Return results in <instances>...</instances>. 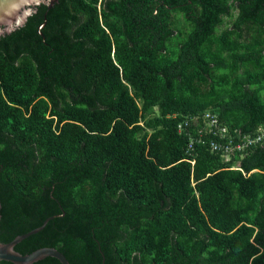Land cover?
I'll list each match as a JSON object with an SVG mask.
<instances>
[{
    "label": "trees",
    "instance_id": "obj_1",
    "mask_svg": "<svg viewBox=\"0 0 264 264\" xmlns=\"http://www.w3.org/2000/svg\"><path fill=\"white\" fill-rule=\"evenodd\" d=\"M204 111L264 130V0L36 6L0 35V241L62 212L15 250L264 264V140L229 161L197 143L191 165L177 123Z\"/></svg>",
    "mask_w": 264,
    "mask_h": 264
},
{
    "label": "water",
    "instance_id": "obj_2",
    "mask_svg": "<svg viewBox=\"0 0 264 264\" xmlns=\"http://www.w3.org/2000/svg\"><path fill=\"white\" fill-rule=\"evenodd\" d=\"M56 0H0V35L9 34L25 22L27 16L35 11L36 6L43 4L46 9L50 8ZM46 21L45 12L42 22L38 25L37 32L41 34L40 28ZM54 214L44 218L39 226L24 233L16 235L9 242L0 241V264H68L64 254L53 247H39L29 253L21 254L14 246L24 237L39 231L49 218L59 216ZM1 219V202H0Z\"/></svg>",
    "mask_w": 264,
    "mask_h": 264
},
{
    "label": "built area",
    "instance_id": "obj_3",
    "mask_svg": "<svg viewBox=\"0 0 264 264\" xmlns=\"http://www.w3.org/2000/svg\"><path fill=\"white\" fill-rule=\"evenodd\" d=\"M177 131L188 136L186 153L191 159L186 160L191 165L195 163L193 154L197 143L207 145L211 152L219 154L224 161H229L234 155L242 157L249 148L264 140V130L261 128L255 134H241L222 124L216 114L210 111L183 118L177 123ZM231 168L239 170L237 162Z\"/></svg>",
    "mask_w": 264,
    "mask_h": 264
},
{
    "label": "rangeland",
    "instance_id": "obj_4",
    "mask_svg": "<svg viewBox=\"0 0 264 264\" xmlns=\"http://www.w3.org/2000/svg\"><path fill=\"white\" fill-rule=\"evenodd\" d=\"M175 15V19H176V26L180 27V28H183L184 26V23H183V20H182V17L180 14H174ZM224 20L227 22L228 21V18H224Z\"/></svg>",
    "mask_w": 264,
    "mask_h": 264
}]
</instances>
